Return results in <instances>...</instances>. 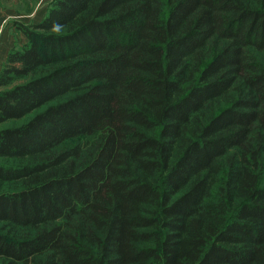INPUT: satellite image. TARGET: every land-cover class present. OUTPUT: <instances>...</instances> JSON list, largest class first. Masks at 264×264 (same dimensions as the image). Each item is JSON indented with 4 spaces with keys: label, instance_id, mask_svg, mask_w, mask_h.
Listing matches in <instances>:
<instances>
[{
    "label": "trees",
    "instance_id": "1",
    "mask_svg": "<svg viewBox=\"0 0 264 264\" xmlns=\"http://www.w3.org/2000/svg\"><path fill=\"white\" fill-rule=\"evenodd\" d=\"M14 26L0 264H264V0H51Z\"/></svg>",
    "mask_w": 264,
    "mask_h": 264
},
{
    "label": "rangeland",
    "instance_id": "2",
    "mask_svg": "<svg viewBox=\"0 0 264 264\" xmlns=\"http://www.w3.org/2000/svg\"><path fill=\"white\" fill-rule=\"evenodd\" d=\"M50 1L51 0H0V11L4 12L8 16V24H10L12 27L14 26L15 22L18 21L19 23L25 25L38 23L45 16ZM19 44L13 48L21 47ZM17 124H19V121H9L0 125V129L11 127ZM80 141L82 140L79 139L70 141L66 144V146H73Z\"/></svg>",
    "mask_w": 264,
    "mask_h": 264
},
{
    "label": "crops",
    "instance_id": "3",
    "mask_svg": "<svg viewBox=\"0 0 264 264\" xmlns=\"http://www.w3.org/2000/svg\"><path fill=\"white\" fill-rule=\"evenodd\" d=\"M7 18L8 16L0 11V69L6 61L9 51L19 43V46H23L26 43L24 36L14 26L12 27L8 24Z\"/></svg>",
    "mask_w": 264,
    "mask_h": 264
}]
</instances>
